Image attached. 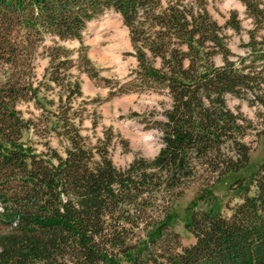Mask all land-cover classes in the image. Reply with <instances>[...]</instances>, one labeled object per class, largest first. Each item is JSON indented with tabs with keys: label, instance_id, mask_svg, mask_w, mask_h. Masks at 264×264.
Masks as SVG:
<instances>
[{
	"label": "trees",
	"instance_id": "obj_1",
	"mask_svg": "<svg viewBox=\"0 0 264 264\" xmlns=\"http://www.w3.org/2000/svg\"><path fill=\"white\" fill-rule=\"evenodd\" d=\"M205 1L0 0V264H264V161L234 179L242 196L229 214L190 212L189 245L171 227L173 196L248 164L242 137L253 125L229 110L225 94L249 92L264 109V0H237L253 27L236 60ZM108 11L128 27L136 89L171 97L157 154L125 167L109 158L108 136L90 145L80 133L71 103L81 90L67 73L73 58L63 44L81 41L87 23ZM226 26L240 28L236 11ZM45 45L47 66L35 81V55ZM45 80L64 93L55 110L40 101ZM27 100L52 115L44 130L60 138L62 153L20 142L23 130L36 131L17 109ZM134 229L144 237L134 239Z\"/></svg>",
	"mask_w": 264,
	"mask_h": 264
},
{
	"label": "rangeland",
	"instance_id": "obj_2",
	"mask_svg": "<svg viewBox=\"0 0 264 264\" xmlns=\"http://www.w3.org/2000/svg\"><path fill=\"white\" fill-rule=\"evenodd\" d=\"M205 6L212 19L222 26L227 48L232 52L231 58L236 60L239 56H245L246 47L243 44L248 40L247 32L253 24L245 15L244 5L237 0H206ZM232 10L237 12V19L240 20L238 30L226 26ZM81 39L66 40L63 43L73 58V65L67 73L81 90L80 96H74L71 103V108L80 118V133L90 145H95L98 140L108 136L109 158L117 167L127 166L133 157L151 159L162 146V131L158 123L165 119L163 111L170 108L171 97L166 90H138L132 83L137 60L128 27L122 23L118 13L108 11L93 18L87 23ZM46 45L39 47L35 55L32 67L35 81L42 79L47 66ZM82 55L87 62L83 61ZM214 61L219 64L221 59L215 56ZM45 82L50 86L41 87L40 101L48 110H55L59 102L58 95L61 93L64 96V93L59 86L46 80ZM262 88L264 90V84ZM50 100L53 103H47ZM225 103L229 110L240 114L253 125L242 137L249 146V161L239 172L228 173L222 177L208 175L199 178L189 183L181 194L173 196L170 208L171 227L173 232L179 234L182 246L193 241L191 233L184 227L190 212L212 209L224 215L229 214V209L242 196V191L233 182L234 179L247 176L264 161V109L254 101V96L249 92L243 96L225 94ZM17 109L21 116L36 123V131L32 128L23 130L20 140L23 146L31 147L36 153L48 148L62 153L64 145L60 138L53 131L44 130L46 119L50 120L47 122L49 130L52 121L49 118L52 115H47V111H42L31 100L20 102ZM153 213L158 216L162 211ZM134 232V239L144 237L142 231L134 229Z\"/></svg>",
	"mask_w": 264,
	"mask_h": 264
},
{
	"label": "built area",
	"instance_id": "obj_3",
	"mask_svg": "<svg viewBox=\"0 0 264 264\" xmlns=\"http://www.w3.org/2000/svg\"><path fill=\"white\" fill-rule=\"evenodd\" d=\"M1 208V207H0Z\"/></svg>",
	"mask_w": 264,
	"mask_h": 264
}]
</instances>
